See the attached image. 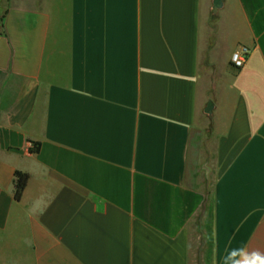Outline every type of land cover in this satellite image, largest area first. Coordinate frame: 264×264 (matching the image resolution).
<instances>
[{"label":"crops","instance_id":"crops-1","mask_svg":"<svg viewBox=\"0 0 264 264\" xmlns=\"http://www.w3.org/2000/svg\"><path fill=\"white\" fill-rule=\"evenodd\" d=\"M239 247L264 253V0H0V264Z\"/></svg>","mask_w":264,"mask_h":264},{"label":"clouds","instance_id":"clouds-1","mask_svg":"<svg viewBox=\"0 0 264 264\" xmlns=\"http://www.w3.org/2000/svg\"><path fill=\"white\" fill-rule=\"evenodd\" d=\"M223 264H264V253L246 247L233 248L223 258Z\"/></svg>","mask_w":264,"mask_h":264},{"label":"rangeland","instance_id":"rangeland-1","mask_svg":"<svg viewBox=\"0 0 264 264\" xmlns=\"http://www.w3.org/2000/svg\"><path fill=\"white\" fill-rule=\"evenodd\" d=\"M207 135L209 136V132H207ZM207 164L208 165H206V167H205V173H203V175H200L199 173H197V175L200 178H203V177H204V179L206 178V192H205V197L207 199V204H206V212H205V214H204V216L202 218V220L204 221L203 224H209V214H208L209 212L208 211H209L210 205H211L213 184H214L215 174H216L214 161L212 159V154H210V151H209V161H208ZM201 223H202V221H201ZM201 223H200V227L202 226ZM196 236H197L196 242H198V244H199V241H201V240L200 239L198 240V237L200 238L201 234L197 233ZM201 239H202V236H201ZM196 264H198V263H196Z\"/></svg>","mask_w":264,"mask_h":264},{"label":"trees","instance_id":"trees-1","mask_svg":"<svg viewBox=\"0 0 264 264\" xmlns=\"http://www.w3.org/2000/svg\"><path fill=\"white\" fill-rule=\"evenodd\" d=\"M40 150L39 146L34 145L29 149L30 153H38ZM29 181V175L27 173L16 171L15 172V179H14V199L15 201L19 202L22 198L23 192L25 191L27 184ZM206 204L207 199L205 197V201L202 206L201 213L206 212Z\"/></svg>","mask_w":264,"mask_h":264},{"label":"built area","instance_id":"built-area-1","mask_svg":"<svg viewBox=\"0 0 264 264\" xmlns=\"http://www.w3.org/2000/svg\"><path fill=\"white\" fill-rule=\"evenodd\" d=\"M250 54V49L245 47V46H241L239 47L237 50H235L231 57H230V62L232 64V66L236 69H241L245 66L247 59L249 57ZM33 146V145H31Z\"/></svg>","mask_w":264,"mask_h":264}]
</instances>
